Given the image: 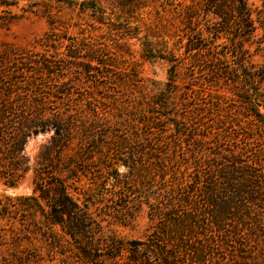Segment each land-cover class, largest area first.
<instances>
[{"label":"rangeland","instance_id":"1","mask_svg":"<svg viewBox=\"0 0 264 264\" xmlns=\"http://www.w3.org/2000/svg\"><path fill=\"white\" fill-rule=\"evenodd\" d=\"M43 1L38 7L25 1L0 11V51L14 50L31 61L47 57L55 67L50 87L67 84L71 104L80 109L93 138L82 150L80 135L62 146L58 167L76 158L81 161L77 173H53L90 218L87 232L77 239L60 226L58 235L36 238L21 224L0 219V264H264V152H259L264 140L251 139L248 149L237 141L222 105L229 103L233 111L238 103L224 74L225 67H238L230 52L234 35L211 37L209 46L217 45L213 51L187 52L194 30L185 12L200 11V28L216 21L195 0H87L93 4L83 12L78 5ZM220 2L229 9V0ZM246 3L257 29L240 41L246 58L264 68V0ZM50 39L53 46L41 45ZM150 45L154 52L144 53ZM71 48L79 58L68 55ZM169 52L180 60L175 71L161 57L169 58ZM87 54L101 63L89 62ZM88 62L93 74L78 79L81 63ZM167 82L174 84V104L161 113L177 114L186 125L170 124L145 141L136 103L168 90ZM260 91L264 96V80ZM242 126L247 129L246 122ZM53 134L47 129L27 139L29 170L14 188L0 181V196L33 194L34 171ZM235 158L253 166L250 173H235ZM236 189L262 198L235 200L227 212L223 198Z\"/></svg>","mask_w":264,"mask_h":264},{"label":"trees","instance_id":"2","mask_svg":"<svg viewBox=\"0 0 264 264\" xmlns=\"http://www.w3.org/2000/svg\"><path fill=\"white\" fill-rule=\"evenodd\" d=\"M25 1L30 7L44 4L43 0H0V11L10 12L11 8L17 7ZM54 1L70 7L78 5L82 12L88 8L87 4L92 3L87 0L79 3L76 0ZM195 1L204 3L207 8L206 13H212L216 21L209 27L206 24L205 27L200 28L197 24L201 18L200 11L185 12L186 20L191 25H196V27L189 26L194 32L188 37L186 51L196 50L197 55L204 48L213 51L217 45H214L216 43L214 41L210 47V39H217L220 33L234 35L233 39L231 37L229 39L232 47L230 52L236 56L237 61L232 60L238 67L227 66L224 68V74L226 81H230L232 84L228 89L236 97L238 103L234 105L233 111L229 103L224 102L222 105L225 106L227 116L231 120L230 127L236 130L234 131L235 139L245 143L248 149L251 139L264 140V113L261 112L264 96L260 91V84L264 80V68L246 58L247 50L243 48V43L240 41L241 36L251 37L257 29L251 18V10L246 0H229L230 10H227L226 4L220 0ZM93 8H95L93 9L95 12L99 11L96 7ZM99 12H101V16H104L103 11ZM51 42L50 39L41 45L50 47L53 46ZM76 49L71 48L68 54L75 59L80 57L75 53ZM146 52L152 54L153 46L146 47L144 53ZM214 54H216L215 51ZM168 55L169 58L166 57L167 55L161 57L168 59L171 62V69L175 71L180 60L173 52H169ZM83 57H87L89 62L98 61L101 63L100 59L92 54L83 55ZM32 62L36 67L30 70L27 65ZM89 62L81 63L80 66L83 67H81L82 70L78 69V79L82 78L81 74L85 78L93 74L90 73L92 66ZM55 66L58 67L57 64ZM54 68V63L47 57L31 61L30 58L25 59L24 56L17 55L14 50L3 49L0 51V181L9 188L16 187L26 171L29 170L28 159L25 156L27 139L31 135L47 129H53L54 132L52 147L44 148L35 168L33 194L1 195L0 219L10 221L12 224H21L27 232L36 238L38 236L54 237L58 235L56 227L60 226L64 233L77 239L87 232L89 213L73 198L63 178L54 174L53 170L57 169L58 173L63 170L67 173H77L81 161L76 158L70 160L72 165L69 163L62 168L58 167L62 146H67L74 139L75 134L80 135L79 145L82 150L88 140L93 137L87 135L85 123L82 122L83 118H80V109L71 104L72 98L67 91V84L61 83L56 87H50L51 83L49 82L55 73ZM99 75L104 76L100 72ZM169 80L170 82L175 81L172 77H169ZM170 82L166 84L169 86L168 90H160L159 93L150 95L149 99L146 96H141L136 103L134 109L135 115H137L136 121L143 130L142 139L145 141L156 137L157 130H165L166 126L170 124L178 127L186 125L185 122L177 119V114L173 117L167 111L161 113L160 109L167 110L170 105L174 104L170 100V96L174 92L172 90L174 84ZM221 102L223 101L221 100ZM235 107H237L236 110ZM244 122H246L247 129L242 126ZM241 129L244 131L239 132ZM55 148L58 150L55 156H51L52 150ZM79 153L80 151L77 154ZM54 158L57 159L55 163ZM237 159L235 158V164L232 165L235 173L239 170V173H250L249 169H252L253 166L248 165V162L244 163L246 166L240 165ZM51 166L54 168L52 169ZM247 198H250L251 202L260 201L262 194L258 196L253 191L238 192L237 189L227 193L226 198H223V201L228 203L227 212H231L234 208L232 204L235 203V200L241 201ZM84 207L86 208L85 204ZM164 264H167L166 260Z\"/></svg>","mask_w":264,"mask_h":264}]
</instances>
